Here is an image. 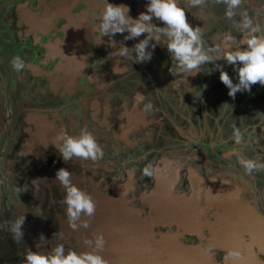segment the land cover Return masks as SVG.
Here are the masks:
<instances>
[{
  "label": "crops",
  "instance_id": "0c3cea01",
  "mask_svg": "<svg viewBox=\"0 0 264 264\" xmlns=\"http://www.w3.org/2000/svg\"><path fill=\"white\" fill-rule=\"evenodd\" d=\"M180 1L186 3V0ZM108 2L127 5L130 16L136 18L138 13L145 10L147 0ZM102 8V1L97 0H31L28 4H20L16 10L12 7L0 8V24L2 18L6 19L17 54L9 58L0 39V68L3 70L0 75H5V78L0 77V127L6 123L7 118L2 109L11 102L14 112L13 136L5 140L6 143L3 139L0 141V151L12 139V163L16 165L15 175H19L17 177L22 190L28 195L29 202L34 201V209L38 214L44 213V207L47 209L46 219L49 220V215L51 216L50 224L56 229L54 232H57L58 238L67 240L68 248L71 247L70 249L77 252L92 251L85 241L102 235L105 243L98 251L107 264H179L188 254L178 253L166 246L168 241L178 237L170 239L167 235L154 233L151 229L147 231L146 214L140 217L132 211L128 213L123 201L117 202L119 205H108L109 201L102 192L103 185L102 188L100 186L107 171L100 168L109 167L106 163L109 160V147L117 149L118 152L129 153L140 148L139 154L145 155L160 145L156 125L163 122L159 111L165 108L160 106L164 103L163 100L157 102L155 99L160 95L158 90L166 91V84L172 82L171 85L175 87V93L170 92L173 94V102L175 95H179V103L186 101V104L191 99L198 102L205 99V102L208 97L206 94L202 95L204 86L197 73L183 77V74L173 76L168 72L172 61L164 48L163 37L152 50L155 56L150 61L136 63L139 65L137 76L152 84L143 86L139 81H132L131 76L135 75L132 72L122 84L124 91L116 88V76L124 68V59L112 56L116 49L110 47L111 43L105 37L101 38V43L98 41V33L94 28L98 24L96 16ZM185 10L186 20L191 26L202 29L203 25H207V20L200 21L208 15L203 13L204 10L199 9L198 12L190 6H186ZM226 34L230 35L225 32L217 39L216 43L221 49L237 47V44L239 46L241 35L236 39L226 40ZM123 35L126 33L116 34L113 39L123 40ZM143 36L144 34L127 42L132 47ZM95 50L103 53L96 55ZM17 56L25 64L19 72L11 67L12 58ZM8 79L14 84L12 92L10 90L13 94L10 102L9 92L5 87ZM197 92L200 95L195 97ZM138 94L144 97L139 104L134 100ZM25 99L30 103H23ZM147 102L152 104L150 112L142 110L143 103ZM177 107L176 105L173 108ZM179 126L174 123L172 125L173 128L181 130ZM81 129H86L94 136L102 148L103 156L96 161L78 157L63 161L57 150V134L63 130L68 135L78 136ZM133 161L134 156L129 155L118 163L124 171L122 179L127 188L135 181L134 170L141 166ZM129 162L133 164L129 166ZM90 164L94 165L96 175L93 171V177L88 181L86 165L90 169ZM60 168L68 170L71 182L90 194L95 203V212L90 218L81 215V219L88 222L86 228L80 227L77 221V227L73 229L68 222L62 204L65 192L55 178V173ZM0 176V202H10L7 207L0 209V264H23L25 253L12 231L15 221L19 219L17 207L20 206L9 199L4 189L6 179L3 175ZM88 183H92L89 190ZM120 198L123 199V196ZM174 209L167 205L166 209H159L160 213L157 212L154 218H160L163 222L165 220V223H183V213H177ZM25 225L27 224L23 222L21 230ZM36 249L38 248L30 247L32 251ZM135 257L139 260L137 263H133ZM114 260L118 262L115 263Z\"/></svg>",
  "mask_w": 264,
  "mask_h": 264
},
{
  "label": "flooded vegetation",
  "instance_id": "af4514ba",
  "mask_svg": "<svg viewBox=\"0 0 264 264\" xmlns=\"http://www.w3.org/2000/svg\"><path fill=\"white\" fill-rule=\"evenodd\" d=\"M30 1L0 0V8L12 7L16 10L20 4L25 5ZM186 4H183L184 8L188 6ZM7 30L10 32L6 19L2 18L1 45L12 53V35L6 36ZM258 34L264 35L261 32ZM116 42L117 46L124 43L130 47L127 41ZM13 51L12 55L16 56V50ZM215 63L224 62L220 60ZM202 66L212 68L213 65L210 63ZM225 70L230 79L235 77L230 65H226ZM119 71L116 76L119 84L126 82L133 72L127 68ZM131 77L136 83L140 80L137 75V80L134 79L135 75ZM140 82L143 86L152 84L149 81L146 83L145 79ZM202 82V95L206 94L208 98L205 102V99H201L199 102L189 103L190 112H193L191 116L185 115L187 111L182 108L177 114L169 112L175 114L171 121L166 118V109H163L164 112L159 111L164 120L156 125L159 133L158 147L152 148L145 155L139 154L140 148L131 153L108 148L109 160L106 163L109 167L100 168L107 171V175L100 181L101 188L103 185V195L108 199L109 206L119 205L117 202L123 201L128 213L133 212L140 217L146 214L147 231L151 229L154 233L167 235L170 239L178 237L168 241L166 246L178 253L188 254L179 264H264V168L246 173L238 162V158L242 156L264 164V115L256 118L252 124L248 119H244L245 123L240 124V116H234L237 115L236 107L240 104L255 99L264 103V86L257 83V88L252 93L237 92L239 97H234L235 103L230 104L232 97L227 95V88L219 81V72L213 71ZM119 90L124 91L123 86ZM174 91L175 89H170L171 93ZM157 98V102L166 101V97L161 94L157 95ZM220 99H223L224 103H221ZM247 106L241 105L239 109L245 112L248 110ZM166 122H170L171 126L173 123L178 124L182 129L169 128ZM234 128L240 131L241 137L245 136L243 142L234 141ZM11 140H8L6 146L2 145L0 173L10 178L13 187L19 188L20 198L16 202L20 206L17 207L18 214L19 218L24 216V223L27 224L21 230L19 246H22L23 253L30 250V247L38 248L34 251L46 253L56 244L62 243L67 251L71 247L68 248L67 240L58 238L57 232H54L56 229L50 224L51 216L49 215V220L46 219L47 209L44 207V213L38 214L34 209V201L29 202L28 195L22 190L19 175H15L16 165L12 163L14 155ZM202 146L205 147L201 148ZM129 155H133V162L141 166L134 170L135 181L127 188L123 184L124 171L118 163ZM128 164L131 166L133 163ZM90 167L89 169L86 165L88 181L93 177V171L96 175L94 165L90 164ZM146 167L150 168L152 175L144 174ZM91 184L88 183L87 190ZM120 196H123V199ZM167 205L175 208L177 213H183V223H165V220L163 222L160 218H154L157 212L160 213L159 209H166ZM228 249L238 250L239 259L226 257ZM138 261L135 257L133 263Z\"/></svg>",
  "mask_w": 264,
  "mask_h": 264
},
{
  "label": "clouds",
  "instance_id": "9594fccd",
  "mask_svg": "<svg viewBox=\"0 0 264 264\" xmlns=\"http://www.w3.org/2000/svg\"><path fill=\"white\" fill-rule=\"evenodd\" d=\"M205 0H186L190 7L198 8ZM224 5V15L227 19H232L235 10L241 4V0H217ZM103 8L99 10L96 19L98 24L94 31L98 33V41L107 36L110 39V47H115L112 56L123 59H132L133 63H146L152 59L153 51L161 42L163 37L164 48L166 49L171 66L168 72L183 77L199 73L202 65L211 63L208 74L219 72V81L227 88V95L234 98L237 92H249L251 86L259 83L264 86V35L258 34L260 29L253 24V21L246 13H241V19L236 27L241 33L239 46L221 49L218 45L206 48L203 40V32L200 27L191 26L185 17V8L178 5V0H147L144 11L138 13L136 18L130 16V9L125 4H112L108 0H102ZM157 20L162 26H157L153 20ZM123 41L134 40L144 34L143 39L134 43L132 47L120 43L116 47V40L113 36L124 34ZM226 40H232L231 35L226 34ZM151 42V43H150ZM97 43V44H99ZM243 46V47H241ZM151 49V50H149ZM215 53V55H212ZM222 60L224 63H215ZM12 67L19 72L24 67V61L20 57H13ZM230 65L235 73L236 82L230 79L225 66ZM184 79V78H183ZM136 103L144 100L142 94L134 97ZM142 110L150 112L152 104L143 103ZM233 139L236 143L241 141V133L238 129H233ZM59 141L58 152L63 161H68L73 157L96 161L103 156L101 146L94 136L86 129H81L78 136L68 135L63 130L57 134ZM238 162L246 173L253 170L259 171L264 168V164L256 159L239 157ZM145 175H152L149 167L144 169ZM55 178L64 189L62 204L70 226L75 229L77 221L80 227H87V220H82L81 215L91 217L95 212V203L90 194L74 185L70 180V172L65 168H60L55 173ZM24 216L17 219L12 231L14 238L20 240L22 237L21 225ZM92 251L77 252L72 249L65 250L62 243L56 244L46 253L27 250L24 254L23 264H107L105 259L99 254L104 247L102 235H96L91 240H86ZM226 257L239 259L240 252L236 249H228Z\"/></svg>",
  "mask_w": 264,
  "mask_h": 264
},
{
  "label": "rangeland",
  "instance_id": "374dc122",
  "mask_svg": "<svg viewBox=\"0 0 264 264\" xmlns=\"http://www.w3.org/2000/svg\"><path fill=\"white\" fill-rule=\"evenodd\" d=\"M183 4H185L184 1L179 2V6L184 8L185 5H183ZM217 8H224L223 3H218L217 0H205L204 4L201 5L200 7H198V8L193 7V9L198 10V12L204 10L203 13H208V15H206V18L202 17L200 20L202 22H206L205 20H207V27L205 25L202 26L203 40H204L206 48L210 49V48L216 46L217 45V43H216L217 39L222 37L225 32L229 33L235 39L238 38L239 35H241V34H239L240 32L237 29L236 25L241 19V13H246L247 16L253 21V24L255 26H258L260 29V32L262 34H264V0H241V4L235 10V14L232 17V19H230V20L225 17L224 10L222 11V10L217 9ZM199 9H200V11H199ZM153 23L157 24V26H162L161 23L155 19L153 20ZM222 32H224V33H222ZM8 34H11V33L7 30L5 35L9 36ZM105 38L111 43L110 39H108L107 36H105ZM113 38H114V36H113ZM237 46H238V44H237ZM11 49H12V46H11ZM13 50H12V53L10 51L6 50L8 52L9 58L11 57L12 54L14 55ZM6 51L4 49L3 55L6 54ZM97 51L98 50H95L96 55L98 54L100 56L103 53V52L98 53ZM212 55H213V53H212ZM154 56H155V54L152 57H154ZM122 63L124 65L125 69L127 68L128 70H133V68H134L133 60L130 59L128 61L127 59H124L122 61ZM159 63H162V62L159 60ZM8 65H10V64H8ZM136 69L134 68V70H133V73L135 74V79L137 78L136 75H139L138 74L139 73V65H136ZM199 71L200 72L197 73V75L199 76V80H201V81L203 79H206L207 75H211L213 73V72H211V74H208L210 71V68H207V67L203 68V66L200 67ZM0 73H3L2 68H0ZM0 77L5 78V75H0ZM139 78H140V80L144 81V79L142 77H139ZM232 79L235 80V77H233ZM140 80H139V82H140ZM171 84H172V82H171ZM171 84H166L168 86V87H166V92L164 90L163 91L162 90L157 91L159 94L164 95L166 97L165 98L166 101L162 105L160 104V106H161V108L167 109V111H166L167 120L173 118V116L175 114L181 112L180 107L186 109L187 112L185 115L191 116V114H193V112H190L189 107L191 104H189V103L196 102V99H191L188 104H186V101H184L183 103H179L177 101V96L179 98V95H175V102H173L172 97H173V94L175 93V91L173 92V94H171L169 92H170V89L174 90L175 87L172 86ZM121 86H122V84L118 83L116 88L117 87L121 88ZM5 87H6L7 92H9V102H10L11 96H13V94L10 93V90L12 92V89L14 88V84H12L10 79H8L7 86H5ZM255 88H257L256 84L251 87L250 92L251 93L254 92ZM22 93L23 92H21L20 95H22ZM195 95L198 96V95H200V93L197 92L194 94V96ZM197 96H195V97H197ZM238 97H239V95H238ZM238 97H237V95L235 96V98H238ZM231 99H232V101L230 102V104H234L236 99H234V98H231ZM26 101H28V100L25 99L23 101V103ZM220 101H221V103H224L223 99H220ZM257 102H259V104ZM26 103H30V102H26ZM176 105L178 107L173 108ZM241 105H245V106L248 105L247 106L248 110L245 112H243V110H240L239 107ZM172 110H174V112H172ZM2 111H3V115L5 112L7 118H6V123L3 124L2 127H0V141L2 139L7 140L9 137L13 136V129L12 128L14 127V122H13L14 121V112H13V105L11 104V102L9 103L8 106L6 105V107L3 108ZM169 112H172L175 114H170ZM236 112H237V115H234V116H240V118H241L239 120L240 124L245 123L244 119H248L249 120L248 122L252 124L256 120V118L258 119L259 117H261V115L263 117V115H264V103L258 101V99H255V100H252L251 102H246L244 104L238 105L236 107ZM168 124H169V128H171L172 126L170 125V122H166L167 127H168ZM190 127H191V125L189 124L188 130H190ZM222 131H224V130H222ZM243 139H245V136L241 137L240 142H243L244 141ZM203 147H205V146H202L201 148H203ZM5 178L9 179L6 176H5ZM18 194H19V190L17 188H13L12 186H10L9 192L7 193V196L9 197V199L10 200L12 199V201H15V198L18 196ZM16 201H18V200H16ZM9 203L10 202H8V201H4V204L2 202H0V207L1 208L7 207Z\"/></svg>",
  "mask_w": 264,
  "mask_h": 264
},
{
  "label": "water",
  "instance_id": "95a60500",
  "mask_svg": "<svg viewBox=\"0 0 264 264\" xmlns=\"http://www.w3.org/2000/svg\"><path fill=\"white\" fill-rule=\"evenodd\" d=\"M1 167H2V165H0ZM1 174V173H0ZM7 178H9L7 175H5ZM5 176H3L4 178H5ZM0 179H1V176H0ZM6 179V178H5ZM10 179V178H9ZM9 179H6V182H5V190L6 189H8V191H7V193L9 192V189H10V186H12L13 187V185H12V181L11 180H9ZM13 188H17L16 186H14ZM18 190H19V188H17ZM19 194H20V192H19ZM18 194V196L15 198V205L17 204L16 202V200H19V198H20V195ZM17 206H18V204H17ZM0 209H2V208H0Z\"/></svg>",
  "mask_w": 264,
  "mask_h": 264
},
{
  "label": "bare ground",
  "instance_id": "6f19581e",
  "mask_svg": "<svg viewBox=\"0 0 264 264\" xmlns=\"http://www.w3.org/2000/svg\"><path fill=\"white\" fill-rule=\"evenodd\" d=\"M36 216V215H35Z\"/></svg>",
  "mask_w": 264,
  "mask_h": 264
}]
</instances>
